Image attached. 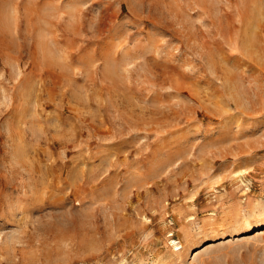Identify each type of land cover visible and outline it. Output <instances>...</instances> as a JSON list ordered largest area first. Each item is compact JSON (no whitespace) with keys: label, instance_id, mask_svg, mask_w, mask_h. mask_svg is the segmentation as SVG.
I'll use <instances>...</instances> for the list:
<instances>
[{"label":"rangeland","instance_id":"rangeland-1","mask_svg":"<svg viewBox=\"0 0 264 264\" xmlns=\"http://www.w3.org/2000/svg\"><path fill=\"white\" fill-rule=\"evenodd\" d=\"M0 264H264V0H0Z\"/></svg>","mask_w":264,"mask_h":264}]
</instances>
